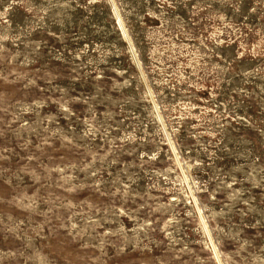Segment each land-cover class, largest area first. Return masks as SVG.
<instances>
[{"label":"rangeland","instance_id":"rangeland-1","mask_svg":"<svg viewBox=\"0 0 264 264\" xmlns=\"http://www.w3.org/2000/svg\"><path fill=\"white\" fill-rule=\"evenodd\" d=\"M0 264H264V0H0Z\"/></svg>","mask_w":264,"mask_h":264}]
</instances>
